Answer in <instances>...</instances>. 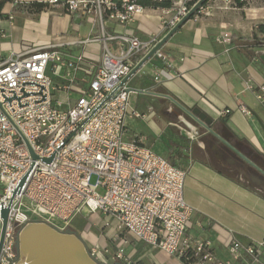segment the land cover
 <instances>
[{"label": "built area", "instance_id": "2783aa9c", "mask_svg": "<svg viewBox=\"0 0 264 264\" xmlns=\"http://www.w3.org/2000/svg\"><path fill=\"white\" fill-rule=\"evenodd\" d=\"M168 1L171 8L162 10L169 15L161 23L163 37L199 2ZM246 3L208 0L192 18H208L215 8L230 10ZM48 4H62L67 14L96 25L98 37L77 43L102 42L103 52L97 64L82 54L66 56L60 50L66 44H47L0 63V208L8 210L0 264H22L15 242L25 225L42 221L54 226L56 220L64 226L59 230H65L83 212L111 218L116 233L123 232L183 264H230L213 258L210 242L186 235L194 212L184 200L186 172L139 140L124 139L125 120L143 116L131 108L129 93L120 83L162 38L141 41L131 34L112 36L106 25L132 23L144 8L135 0H48ZM110 41L120 43L116 53L107 48ZM216 41L231 45L232 35L224 29ZM154 56L171 68L161 49ZM62 68L69 72L68 81L56 85L51 75ZM78 73L84 78L79 80ZM245 89L264 104V87L254 92L247 82ZM239 111L250 114L243 106ZM228 114L223 110V116ZM1 223L0 219V227ZM125 244V240L117 243L116 260L124 261ZM228 249L233 261L264 264L262 241L242 245L233 239ZM87 251L91 257L96 253L92 248Z\"/></svg>", "mask_w": 264, "mask_h": 264}, {"label": "crops", "instance_id": "0c3cea01", "mask_svg": "<svg viewBox=\"0 0 264 264\" xmlns=\"http://www.w3.org/2000/svg\"><path fill=\"white\" fill-rule=\"evenodd\" d=\"M121 1V0H116ZM237 2V0H236ZM43 4L41 10L29 6ZM143 14L132 23L106 25L109 35H133L141 41L162 36V20L169 18L162 10L143 6ZM222 6L218 3V7ZM226 29L232 35L231 45L216 41ZM99 36L97 26L79 15H69L64 6L52 7L48 0H12L0 11V63L13 54L47 44H66L60 50L70 57L82 54L86 60L99 63L102 42L77 43ZM116 53L118 41L107 42ZM171 68L153 56L124 85L130 106L143 117L125 120L124 139L140 144L173 166L186 172L183 195L194 212L186 225V235L208 241L213 258L230 264L231 240L242 245L264 242V182L253 169L252 182L233 169L234 160L224 146L203 127L193 124L181 106L198 108L214 121L212 131L224 136L239 153L264 170V105L253 92L264 87V65L258 51L264 50V0H247L230 10L215 8L208 18H191L162 46ZM66 68L51 75L53 83H67ZM81 80L82 73L76 74ZM58 98L64 96L57 94ZM243 106L249 115L239 111ZM172 107L177 122L172 121ZM223 110L230 114L223 116ZM227 157L228 167L223 159ZM262 181V183H261ZM263 185V186H262ZM107 216L83 212L67 229L83 241L87 250L95 249L93 258L101 264H183L161 250L138 242L123 232L116 233L114 220ZM108 222L109 226L105 227ZM118 238L114 240L113 238ZM123 245L124 261L116 260V245Z\"/></svg>", "mask_w": 264, "mask_h": 264}, {"label": "water", "instance_id": "95a60500", "mask_svg": "<svg viewBox=\"0 0 264 264\" xmlns=\"http://www.w3.org/2000/svg\"><path fill=\"white\" fill-rule=\"evenodd\" d=\"M208 0H199L195 6L184 16L180 22L168 32L151 50L150 52L133 68L131 73L122 80L120 86L125 83L138 72L141 67L151 59L158 50L168 41V39L194 14L203 6ZM259 60L264 65V53L259 55ZM184 113L193 120L197 125L203 127L211 135L217 139V143L224 146V148L236 155L244 163L249 165L252 169H257L261 174V179L264 182V170L257 166L247 156L238 153L237 148L228 140L221 138L218 134L212 131L211 127L214 121L203 114L198 108H184L181 106ZM257 122L264 130V124L256 117ZM50 160H46L49 162ZM20 183L19 188L22 186ZM263 186V185H262ZM8 210L2 206L0 208V219L2 220L0 227V251L3 242L4 232L7 225ZM15 249L23 264L26 254L30 259L29 264H101L88 254L87 248L83 241L70 229L59 230L56 227L46 224L42 221H33L22 227L16 233Z\"/></svg>", "mask_w": 264, "mask_h": 264}, {"label": "flooded vegetation", "instance_id": "af4514ba", "mask_svg": "<svg viewBox=\"0 0 264 264\" xmlns=\"http://www.w3.org/2000/svg\"><path fill=\"white\" fill-rule=\"evenodd\" d=\"M188 117V116H187ZM189 118V117H188ZM190 119V118H189ZM190 121L193 123V124H196L193 120L190 119ZM197 125V124H196ZM221 138L223 139H226L224 136L222 135H219ZM227 140V139H226ZM236 147V146H235ZM237 148V147H236ZM223 150L229 154L233 160H234V165H233V170L237 173H241L243 176H245L249 182H252V177L254 176V170L249 166L247 165L246 163H244L241 159H239L236 155L232 154L231 152L227 151L225 148H223ZM238 151V149H237ZM239 153V152H238ZM242 154V153H241ZM244 155V154H243ZM250 159V158H249ZM252 161V160H251ZM223 164L224 166L228 167V160H227V157H225L223 159ZM259 166V165H257ZM262 183V181H261Z\"/></svg>", "mask_w": 264, "mask_h": 264}, {"label": "trees", "instance_id": "16d2710c", "mask_svg": "<svg viewBox=\"0 0 264 264\" xmlns=\"http://www.w3.org/2000/svg\"><path fill=\"white\" fill-rule=\"evenodd\" d=\"M10 1H12V0H0V11H1V8L3 7V5L6 2H10ZM135 2L138 5L151 6L153 8H165V9L171 8V3L168 0H165L161 3L152 2L150 0H135ZM29 6L35 7V8H37V10H41L44 7L43 4H37V3L30 4Z\"/></svg>", "mask_w": 264, "mask_h": 264}, {"label": "rangeland", "instance_id": "374dc122", "mask_svg": "<svg viewBox=\"0 0 264 264\" xmlns=\"http://www.w3.org/2000/svg\"><path fill=\"white\" fill-rule=\"evenodd\" d=\"M264 105V104H263ZM173 112H177V110H175L173 107H172V111H171V113H170V116H171V118H172V121H175V122H177V119H176V115H174V113ZM230 175H232V176H236V172H232V173H229ZM94 181V179L92 180V182ZM2 185H0V190H2ZM100 193H101V191H99ZM107 220L106 221H111L112 219L111 218H109V217H107L106 218ZM108 223V222H107ZM54 226L57 228V229H60L61 227H64L63 226V223H61V222H59V221H56V220H54Z\"/></svg>", "mask_w": 264, "mask_h": 264}, {"label": "bare ground", "instance_id": "6f19581e", "mask_svg": "<svg viewBox=\"0 0 264 264\" xmlns=\"http://www.w3.org/2000/svg\"><path fill=\"white\" fill-rule=\"evenodd\" d=\"M30 263V259L28 258L27 254H26V258L23 261V264H29Z\"/></svg>", "mask_w": 264, "mask_h": 264}]
</instances>
